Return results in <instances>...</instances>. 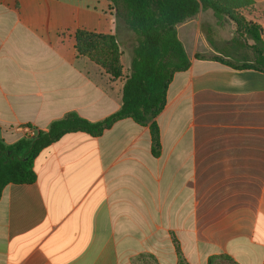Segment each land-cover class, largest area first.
Wrapping results in <instances>:
<instances>
[{
	"label": "crops",
	"instance_id": "1",
	"mask_svg": "<svg viewBox=\"0 0 264 264\" xmlns=\"http://www.w3.org/2000/svg\"><path fill=\"white\" fill-rule=\"evenodd\" d=\"M58 3L0 0L7 145L70 112L95 123L122 106L130 75L123 55V77L113 80L75 48L78 29L117 33L85 25L60 33ZM206 16L214 15L202 11L177 26L190 67L174 75L157 118L160 155L152 154L149 126L132 119L100 137L67 134L44 149L36 182L11 184L0 199V264H141L144 254L178 264L174 240L189 264L222 254L264 264V72L224 64L229 53L197 59L212 50L201 30Z\"/></svg>",
	"mask_w": 264,
	"mask_h": 264
},
{
	"label": "trees",
	"instance_id": "2",
	"mask_svg": "<svg viewBox=\"0 0 264 264\" xmlns=\"http://www.w3.org/2000/svg\"><path fill=\"white\" fill-rule=\"evenodd\" d=\"M116 10L117 18L135 36L130 75L123 87L119 111L99 122H90L76 112L53 121L48 131L36 130L33 137L24 136L7 145L0 138V199L4 189L13 185H31L37 180L34 163L39 154L62 137L72 133H86L100 137L116 123L132 119L136 124L149 126L152 136V154L160 155L161 142L157 118L166 106L167 92L174 75L190 67L186 50L179 39L177 26L211 10L218 24L225 19L233 21L240 36L253 41L254 62L240 66L222 60L235 69H254L264 72L263 29L248 22L239 11L255 5L253 0H108ZM210 44L212 41L208 39ZM235 42V39H233ZM243 47V45H240ZM248 46V45H245ZM75 48L79 56L87 57L113 79L123 77L122 51L116 35L100 34L85 29L75 32ZM197 59L202 55L197 54ZM178 264H189L179 243L174 240ZM141 264H159L149 254L139 257ZM208 264H238L231 256L210 257Z\"/></svg>",
	"mask_w": 264,
	"mask_h": 264
},
{
	"label": "rangeland",
	"instance_id": "3",
	"mask_svg": "<svg viewBox=\"0 0 264 264\" xmlns=\"http://www.w3.org/2000/svg\"><path fill=\"white\" fill-rule=\"evenodd\" d=\"M107 1L108 0H59L53 22H58V30L60 33L64 29L74 30V28L81 25L87 26L92 31L116 32L123 53L125 68H127V66H131L135 36L128 30L123 19L120 17L117 18L114 8H112L113 19L110 18V10L105 4ZM239 14L242 15L246 21L261 26L264 31V3L242 9L239 11ZM106 20L109 21L106 23ZM201 30L206 39L211 40L213 43V45H210L212 49L210 52L203 51L200 53L203 58L218 56L227 57L226 54L229 53V63L241 64V62H254L253 50L250 49L249 46H245L248 45L249 40L240 36L237 32V25L233 21L225 19L223 23L218 25L214 16H206L201 22ZM186 38L187 36L185 35L183 39L184 42L192 46L194 44L192 37ZM233 39H235V42ZM250 42L253 44L252 41ZM240 45H243V47ZM188 50L189 54L193 57L190 48ZM242 57H244L245 61H242Z\"/></svg>",
	"mask_w": 264,
	"mask_h": 264
},
{
	"label": "built area",
	"instance_id": "4",
	"mask_svg": "<svg viewBox=\"0 0 264 264\" xmlns=\"http://www.w3.org/2000/svg\"><path fill=\"white\" fill-rule=\"evenodd\" d=\"M36 133H37V131L35 129H32V128L26 129V136H28V137H33L36 135Z\"/></svg>",
	"mask_w": 264,
	"mask_h": 264
}]
</instances>
